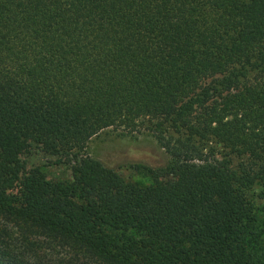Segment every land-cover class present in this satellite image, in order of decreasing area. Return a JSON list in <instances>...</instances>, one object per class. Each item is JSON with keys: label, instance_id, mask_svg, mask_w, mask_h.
Instances as JSON below:
<instances>
[{"label": "trees", "instance_id": "16d2710c", "mask_svg": "<svg viewBox=\"0 0 264 264\" xmlns=\"http://www.w3.org/2000/svg\"><path fill=\"white\" fill-rule=\"evenodd\" d=\"M107 127L170 162L122 179L84 151ZM32 147L71 180L25 170ZM254 185L264 0H0V264H264Z\"/></svg>", "mask_w": 264, "mask_h": 264}, {"label": "rangeland", "instance_id": "374dc122", "mask_svg": "<svg viewBox=\"0 0 264 264\" xmlns=\"http://www.w3.org/2000/svg\"><path fill=\"white\" fill-rule=\"evenodd\" d=\"M85 153L111 169L122 179L141 186L150 184L151 178L146 169L160 172L169 162L170 155L159 145L155 137L147 130L126 133L107 127L89 138ZM216 155V149L213 150ZM25 170L38 166L48 182H68L72 178L71 168L66 164H54L51 155L37 148H30L21 155ZM253 204L257 218L264 221V194L258 185L253 186ZM39 254L42 262L65 261L68 255L63 252ZM74 264H78L74 261ZM94 264V263H89Z\"/></svg>", "mask_w": 264, "mask_h": 264}]
</instances>
